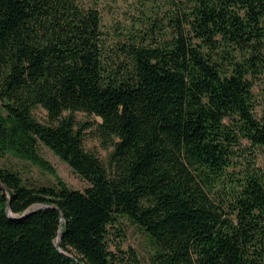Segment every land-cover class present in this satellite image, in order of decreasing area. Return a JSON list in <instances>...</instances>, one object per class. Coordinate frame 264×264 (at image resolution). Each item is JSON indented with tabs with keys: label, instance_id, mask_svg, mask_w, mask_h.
<instances>
[{
	"label": "trees",
	"instance_id": "obj_1",
	"mask_svg": "<svg viewBox=\"0 0 264 264\" xmlns=\"http://www.w3.org/2000/svg\"><path fill=\"white\" fill-rule=\"evenodd\" d=\"M142 3L109 43L94 5L0 0V160L40 161L42 144L88 183L30 185L0 161V264H141L110 250L122 217L148 235L154 264H264V163L252 157L264 152L252 93L264 0ZM76 111L100 119L106 165L84 149ZM216 183L228 187L214 197Z\"/></svg>",
	"mask_w": 264,
	"mask_h": 264
},
{
	"label": "rangeland",
	"instance_id": "obj_2",
	"mask_svg": "<svg viewBox=\"0 0 264 264\" xmlns=\"http://www.w3.org/2000/svg\"><path fill=\"white\" fill-rule=\"evenodd\" d=\"M85 4L94 5L99 10L101 16V28L110 40L120 38L124 40V35L142 16L141 10H144L142 0H81ZM145 5V4H144ZM121 37H117L120 36ZM238 58L242 54L235 51ZM253 87V113L257 118L264 119V68L252 77ZM33 114L37 120L45 121L46 112L35 107ZM77 122H89V127L85 129L84 149L94 153L105 165L108 162L109 153L112 150L111 145H105L99 136L95 133V122L100 119L90 116L81 111L73 113ZM245 143V141H244ZM40 161H33L20 156H14L12 153L6 154L1 158V164L4 167L16 171L26 184L30 185H57L62 181L72 189L82 190L88 183L79 177L66 162L61 160L52 151L40 144L38 148ZM255 155L254 163L256 167L263 166L264 152L260 149L253 151ZM235 171L243 169V165L236 163ZM245 167V165H244ZM233 168L229 169L232 171ZM238 173V172H236ZM239 174V173H238ZM227 184L216 183L212 189V196H221L224 190H227ZM122 227L123 237L118 236V231L111 228L109 237L110 250L116 252L117 249L127 251L131 248L137 254L141 264H154L152 261L154 248L150 238L136 224L130 222L126 217L119 219Z\"/></svg>",
	"mask_w": 264,
	"mask_h": 264
},
{
	"label": "water",
	"instance_id": "obj_3",
	"mask_svg": "<svg viewBox=\"0 0 264 264\" xmlns=\"http://www.w3.org/2000/svg\"><path fill=\"white\" fill-rule=\"evenodd\" d=\"M1 187L3 188V189H5V187L4 186H2L1 185ZM7 213L9 214V212L7 211ZM63 219V216H61V220ZM59 231H61V228H59ZM60 239V234L57 236V238H56V242H55V245H57V242H58V240ZM72 258H74V257H72Z\"/></svg>",
	"mask_w": 264,
	"mask_h": 264
}]
</instances>
